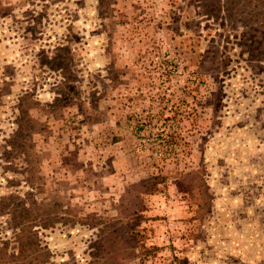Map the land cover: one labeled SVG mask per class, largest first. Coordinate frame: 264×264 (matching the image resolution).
<instances>
[{
	"label": "rangeland",
	"instance_id": "obj_1",
	"mask_svg": "<svg viewBox=\"0 0 264 264\" xmlns=\"http://www.w3.org/2000/svg\"><path fill=\"white\" fill-rule=\"evenodd\" d=\"M261 37L264 0H0V264H264Z\"/></svg>",
	"mask_w": 264,
	"mask_h": 264
},
{
	"label": "trees",
	"instance_id": "obj_2",
	"mask_svg": "<svg viewBox=\"0 0 264 264\" xmlns=\"http://www.w3.org/2000/svg\"><path fill=\"white\" fill-rule=\"evenodd\" d=\"M260 39L262 40V43L264 44V38L261 37ZM104 228L106 229V226H105V227H102V229H100V232H101V233H103V232L105 231ZM105 233H106V232H105ZM105 236H107V234H103V237H104V238H105ZM100 245H103V244H100Z\"/></svg>",
	"mask_w": 264,
	"mask_h": 264
}]
</instances>
